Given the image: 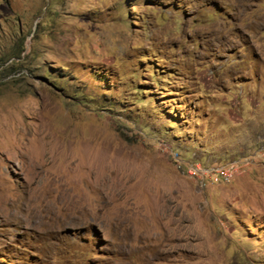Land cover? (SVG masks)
<instances>
[{"label":"rangeland","instance_id":"374dc122","mask_svg":"<svg viewBox=\"0 0 264 264\" xmlns=\"http://www.w3.org/2000/svg\"><path fill=\"white\" fill-rule=\"evenodd\" d=\"M0 264H264V0H0Z\"/></svg>","mask_w":264,"mask_h":264},{"label":"built area","instance_id":"2783aa9c","mask_svg":"<svg viewBox=\"0 0 264 264\" xmlns=\"http://www.w3.org/2000/svg\"><path fill=\"white\" fill-rule=\"evenodd\" d=\"M240 165L237 162L229 163L226 166L222 167H212V168H202L199 166H194L190 169L189 173L191 176H197L201 180H207L210 178V180L215 182H229L233 180L235 176L239 174ZM221 176L223 178V181L218 179V177Z\"/></svg>","mask_w":264,"mask_h":264}]
</instances>
